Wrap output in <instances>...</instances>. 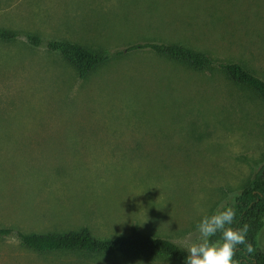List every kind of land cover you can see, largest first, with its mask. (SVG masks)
<instances>
[{
  "label": "rangeland",
  "instance_id": "374dc122",
  "mask_svg": "<svg viewBox=\"0 0 264 264\" xmlns=\"http://www.w3.org/2000/svg\"><path fill=\"white\" fill-rule=\"evenodd\" d=\"M0 30L19 34L0 41V229L112 238L138 227L184 249L263 169L264 99L220 70L143 51L81 80L26 35L113 54L179 44L264 80V0H0ZM0 264L178 263L42 255L11 236Z\"/></svg>",
  "mask_w": 264,
  "mask_h": 264
},
{
  "label": "trees",
  "instance_id": "16d2710c",
  "mask_svg": "<svg viewBox=\"0 0 264 264\" xmlns=\"http://www.w3.org/2000/svg\"><path fill=\"white\" fill-rule=\"evenodd\" d=\"M19 34L10 30H0V41L12 42ZM29 45L33 48L45 46L49 53L63 57L78 73L81 80L109 64L113 59L149 51L159 57L186 66L194 71L218 69L233 84L250 89L264 99V80L244 65L235 62L219 63L208 54L195 51L179 44L139 43L130 45L125 51L115 54L108 51H95L86 46L63 40L45 42L40 36L27 34ZM236 212L234 228L247 224V243L255 249L249 253L244 245L237 248L234 259L237 264H264V248L259 242L264 229V167L250 182L232 207ZM15 236L21 245L37 254L84 255H126L139 259H169L185 264L188 252L176 243L161 237L144 235L134 227L129 235L112 238L95 237L91 229L84 227L69 232L25 233L10 228L0 229V238ZM220 239V233L212 237L213 242Z\"/></svg>",
  "mask_w": 264,
  "mask_h": 264
},
{
  "label": "clouds",
  "instance_id": "9594fccd",
  "mask_svg": "<svg viewBox=\"0 0 264 264\" xmlns=\"http://www.w3.org/2000/svg\"><path fill=\"white\" fill-rule=\"evenodd\" d=\"M236 212L232 207L221 203L212 215H205L197 224V242L189 238L184 249L188 252L185 264H237L234 259L238 246L244 245L247 252L255 249L247 243L249 226L234 228ZM220 233V239L211 241V237Z\"/></svg>",
  "mask_w": 264,
  "mask_h": 264
}]
</instances>
